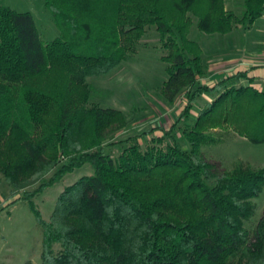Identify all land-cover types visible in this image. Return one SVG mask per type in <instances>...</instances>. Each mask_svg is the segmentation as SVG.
I'll return each mask as SVG.
<instances>
[{"label":"trees","instance_id":"1","mask_svg":"<svg viewBox=\"0 0 264 264\" xmlns=\"http://www.w3.org/2000/svg\"><path fill=\"white\" fill-rule=\"evenodd\" d=\"M45 1L60 30L51 43L31 13L0 3V185L11 187L0 212L29 202L42 264H264V213L254 232L245 224L264 168L219 169L203 153L225 130L264 144V90L236 85L244 73L202 83L204 50L191 38L194 27L220 37L251 28L264 0H244L242 17L226 0ZM149 28L167 51L163 96L173 105L185 94L186 105L146 147L140 140L155 131L107 143L128 120L92 102L89 80L116 71ZM205 96L214 99L192 121ZM113 147L123 148L118 157ZM86 165L95 175L68 187L44 220L34 199Z\"/></svg>","mask_w":264,"mask_h":264},{"label":"rangeland","instance_id":"2","mask_svg":"<svg viewBox=\"0 0 264 264\" xmlns=\"http://www.w3.org/2000/svg\"><path fill=\"white\" fill-rule=\"evenodd\" d=\"M2 5L8 6L20 13H31L40 31L44 43H51L60 37L54 15L46 5L45 0H0ZM227 10L242 17L244 13V0H226ZM246 25L238 27L234 33V44L237 48L242 45V31ZM251 30V31H250ZM250 45V53H264V21H257L251 28L244 30ZM239 34L241 36H239ZM191 38L201 44L204 50L207 77L211 76L212 59L214 56H228L235 51L227 52L226 42L223 37L207 36L194 27ZM159 33L155 28H149L146 36L138 46L137 52L131 55L116 71L104 77H93L89 80L92 87V102L103 108H115L125 113L127 127L107 140L114 143L126 140L130 136L155 131L148 141L140 140L146 147L152 137L159 138L169 129L181 115L186 105L185 94L181 95L175 104L167 103L163 96V85L167 80L166 63L162 58L167 54L163 48ZM247 52V50H246ZM241 82V83H239ZM237 82L243 84V79ZM213 97L205 96L200 99L192 112V121ZM181 145L189 148L183 135L177 136ZM123 148L113 147L107 150L109 154L118 157ZM205 158L215 163L219 169H231L235 165L264 168V144H255L240 137L233 131H222L215 137L212 144L203 148ZM95 175L92 165H86L58 181L53 187L39 194L35 199L44 220L49 221L56 209L60 195L70 186L84 177ZM30 188V190H32ZM11 187L3 180L0 185V206L8 199ZM10 203V202H9ZM9 203H6L8 205ZM255 212L253 217L246 221V228L255 231L264 213V188L254 199ZM43 234L29 202L21 199L13 206L0 212V264H42ZM59 251L60 246L56 245Z\"/></svg>","mask_w":264,"mask_h":264},{"label":"crops","instance_id":"3","mask_svg":"<svg viewBox=\"0 0 264 264\" xmlns=\"http://www.w3.org/2000/svg\"><path fill=\"white\" fill-rule=\"evenodd\" d=\"M262 18L264 21V16ZM244 30L242 31L243 36L241 48L240 45L239 48H237L234 44L233 34L238 33L237 30H235L230 35L223 37V40L227 41V52L229 53L231 51H235V48H237V51L233 52L232 55L230 54L228 56L223 57H213V65L210 70L211 76L206 81L207 85L214 86L216 83L230 76H234L239 73H244L246 77L243 79V84L253 86L254 88L260 91L264 90V53H250L251 49L248 48V45H250L249 42L251 41L248 42L247 35ZM239 36L241 35L239 34Z\"/></svg>","mask_w":264,"mask_h":264}]
</instances>
